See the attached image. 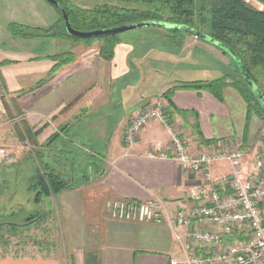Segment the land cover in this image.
Here are the masks:
<instances>
[{
	"label": "crops",
	"instance_id": "1",
	"mask_svg": "<svg viewBox=\"0 0 264 264\" xmlns=\"http://www.w3.org/2000/svg\"><path fill=\"white\" fill-rule=\"evenodd\" d=\"M46 3L0 0V144L6 137L12 145L16 128L21 134L28 129L36 143L24 140L28 152L43 150L63 128L73 148L95 155L99 164L91 166L88 180L81 181L78 174L75 186L44 198V207L50 203L57 219L61 250L57 246L41 255H3L0 264H170L172 258H183L168 220H120L106 211L111 199L157 200L171 217L178 205L187 202L196 182L176 162L148 155L169 145L162 125L151 123L134 144L125 143L131 117L145 104L164 98L168 118L192 153L224 139L254 144L261 119L249 113L235 84L228 83L220 98L205 88L180 87L185 81L222 77H209V70H215L200 61L194 64L200 77L194 79L185 72L179 78H170L169 73L161 77L179 62L195 60L194 49L219 53L195 36L185 37L183 56H177L171 49L145 48L139 34L127 32L115 45L112 58L105 60L99 55L101 41L27 39L10 32V23L47 28ZM66 52L73 53L74 59L53 69L59 59L50 57ZM168 90L169 98L163 96ZM229 169L218 163L213 172Z\"/></svg>",
	"mask_w": 264,
	"mask_h": 264
},
{
	"label": "trees",
	"instance_id": "2",
	"mask_svg": "<svg viewBox=\"0 0 264 264\" xmlns=\"http://www.w3.org/2000/svg\"><path fill=\"white\" fill-rule=\"evenodd\" d=\"M57 1L64 8L70 25L75 29L82 31L105 29L144 20H158L186 25L229 47L257 85L258 73H264V9L260 10L246 0H104L92 7H82L70 2V0ZM256 1L264 6V0ZM134 4H150L152 8H139ZM163 11L167 12L166 19L162 18ZM61 21L60 16L57 22L47 28L18 23H10L8 27L13 35L27 39L42 37L70 39L87 43L93 40L101 41L99 55L105 60L112 58L115 45L120 43L122 36L128 32L97 38L76 39L66 33L64 26V30L58 29ZM162 30L166 35V39L171 41L174 46L181 44L184 35H190L182 29ZM50 58L59 59L58 63L54 65L53 69H55L58 65L72 61L74 54L66 52L59 58L54 55ZM241 80L240 83L244 88L241 89L239 85H236V87L241 91L249 107V113L262 114L264 112L263 107L242 78ZM226 85L225 79L220 77L209 81H185L180 87L189 89L205 88L220 98ZM170 91H166L163 96L169 98L168 93ZM63 132L64 129L62 128L49 138L44 145L47 150L33 148L27 153V157L32 160L31 164L33 165L27 178V190L31 201L36 206L27 210V213L24 212V215V210H22L20 212L22 216L11 213L5 216L3 221H0L1 242L4 241V232L15 233L20 225L30 224L43 214L44 198L50 195L54 196L61 190L75 186L78 179L81 181L88 180L91 177L90 170L99 164L95 155L78 150L75 146L73 148V145H71L73 142ZM21 137L25 138L30 145L36 144L28 129L24 130ZM48 158H50L49 161ZM78 174H80L79 178ZM15 218L24 219L23 224L12 221Z\"/></svg>",
	"mask_w": 264,
	"mask_h": 264
},
{
	"label": "built area",
	"instance_id": "3",
	"mask_svg": "<svg viewBox=\"0 0 264 264\" xmlns=\"http://www.w3.org/2000/svg\"><path fill=\"white\" fill-rule=\"evenodd\" d=\"M151 123L166 129L169 145L148 155L170 159L196 178L188 200L168 217L157 200L116 198L107 203L108 215L153 223L168 220L184 253L170 264H264V128L254 144L224 139L192 153L168 118L165 99L157 98L131 117L125 143L134 144ZM218 163L227 164L229 171L214 173Z\"/></svg>",
	"mask_w": 264,
	"mask_h": 264
},
{
	"label": "rangeland",
	"instance_id": "4",
	"mask_svg": "<svg viewBox=\"0 0 264 264\" xmlns=\"http://www.w3.org/2000/svg\"><path fill=\"white\" fill-rule=\"evenodd\" d=\"M103 1L104 0H70V2L82 7H92L95 4L101 3ZM246 1L260 10L264 9V6L258 3L256 0ZM46 4L47 10L45 11L43 21H45L47 23V27H49L52 26L55 22H57L60 16L58 12L49 3ZM134 6H138L139 8L144 9L152 8L150 4H134ZM166 17L167 12L163 11L162 18L166 19ZM62 24L63 23L61 21V23H59L58 29L64 30V25ZM128 32L132 34H139V36L142 37V44L145 48L149 47L150 45H153L154 47L159 49H171L175 51V53H177V56L180 54H182L181 56H183V53H180L182 50V45L185 40V37L189 36L187 34L184 35L181 44L178 46H174L171 41H168L166 39V35L161 28H141ZM190 36L193 35L190 34ZM64 40L76 42L70 39ZM200 42H202L203 44H207L209 47L217 50L219 53L212 55L206 49L204 52L203 50H199L200 52H198L197 49H194V51H192L194 57L192 58H194L195 60L186 61V63L179 62L175 67H172L169 72L167 71L165 75H161V77H167L169 73L168 77L179 78L184 72L189 77H194V79L195 77H200V75L202 74L198 70L194 69L195 67H197V65L194 64H197V62L200 61V64L202 63L201 65L215 70V72H211L209 70V75H211L209 77H218L222 75L227 84L232 83L235 85H239L241 89H243L244 86L240 83L242 80L232 59L217 47H214L213 45L208 44L203 40H200ZM205 61H207V63ZM209 62L216 66L217 69L209 67ZM187 69H192V71H186ZM159 82H161V79L159 80ZM257 83L259 88L261 87V90L263 91L261 92L264 95V73H258ZM256 113L257 112H255V114ZM257 116L261 119L262 122L256 140L260 136L261 130H263L264 128V112L262 114L258 113ZM21 135L22 134L20 130L16 128L15 137L13 138V142H11L14 145H9L6 137L4 138L2 144H0V149H4L0 150V221H3L5 219L4 217L8 216L11 213L18 214L17 216H22L20 213L22 210H24V215L25 213H27V210L35 208L36 206L31 201L30 194L27 190V178L33 166L31 164L32 161L27 157L29 146L27 142H24V140L26 139L22 138ZM48 205L47 207H44L43 214L37 220L32 221L30 224L27 225H20L16 229L15 233H11L8 231L6 233L4 232V241H0V256L41 255L45 254L46 252H49V250L58 249L57 246L60 247V244L63 239L61 237V234H58L59 226L56 217L53 215L54 211L50 203ZM33 212L36 213L35 211ZM23 220L24 219L22 218H15L12 221L16 222L17 224H23ZM59 250H61V247L59 248ZM66 259L68 260V258Z\"/></svg>",
	"mask_w": 264,
	"mask_h": 264
},
{
	"label": "water",
	"instance_id": "5",
	"mask_svg": "<svg viewBox=\"0 0 264 264\" xmlns=\"http://www.w3.org/2000/svg\"><path fill=\"white\" fill-rule=\"evenodd\" d=\"M45 1L49 3L60 14L66 33L76 39L97 38V37L115 35V34H120V33H124L127 31H132V30L141 29V28H150V27L161 28V29L185 30L188 33L192 34L193 36L217 47L222 52L227 54L234 62L236 69L238 70L240 74V77L243 79L245 84L248 86V88L251 90V92L256 97L257 101L260 103V105L264 109V95L261 92V89L256 84V82L245 71L240 60L236 56V54L229 47L225 46L224 44L218 42L217 40L213 39L209 35L199 30H196L186 25L173 24V23H169L166 21L144 20V21L124 24V25L111 27V28L82 31V30L75 29L70 25L68 16L64 8L61 6V4H59L57 0H45Z\"/></svg>",
	"mask_w": 264,
	"mask_h": 264
}]
</instances>
